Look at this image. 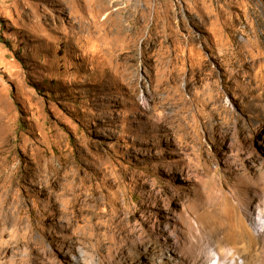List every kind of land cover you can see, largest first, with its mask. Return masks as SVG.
Instances as JSON below:
<instances>
[{
	"label": "rangeland",
	"instance_id": "1",
	"mask_svg": "<svg viewBox=\"0 0 264 264\" xmlns=\"http://www.w3.org/2000/svg\"><path fill=\"white\" fill-rule=\"evenodd\" d=\"M0 214V264H264V0H0Z\"/></svg>",
	"mask_w": 264,
	"mask_h": 264
},
{
	"label": "bare ground",
	"instance_id": "2",
	"mask_svg": "<svg viewBox=\"0 0 264 264\" xmlns=\"http://www.w3.org/2000/svg\"><path fill=\"white\" fill-rule=\"evenodd\" d=\"M248 153V151H247ZM261 208V207H260ZM23 203H20L18 201H16V207L15 210L16 211H23ZM263 211V209H261ZM16 211L13 212V214H16ZM0 227L2 228V224H4V220L6 221V223L8 224L10 221L11 222H15L16 225H18V220H15V218L11 216L6 217V216H2L0 214ZM12 225V223H11ZM98 226V225H97ZM4 227V226H3ZM15 227V226H14ZM17 227V226H16ZM231 229L234 231L233 235H231L229 237V241L232 242L231 244H234V250H231V260L232 262L235 261V259L237 257H239L240 259L243 258V261L245 262V264H253L255 261H257V258L255 255H253L252 253V247L253 244H255L257 238L254 236L250 230V228L248 227L247 222L243 219L242 216H239L237 221L233 224H231ZM4 229V228H3ZM89 230H94L92 229L90 226L88 227ZM262 229H264V225L262 226ZM24 230V229H23ZM3 231V230H2ZM19 231V230H18ZM17 231V232H18ZM21 231V230H20ZM1 232V230H0ZM19 234V233H18ZM24 234V233H23ZM31 233L25 230V234L23 235L22 241H24L23 243L28 245V241L31 240L30 237ZM228 239V238H227ZM18 242V241H16ZM226 242V241H225ZM229 242V243H230ZM35 244V243H34ZM36 246H38V251H41L42 254L45 255L46 258H49L51 256L50 252L45 250L44 246L42 243H36ZM222 246V245H221ZM223 247V246H222ZM15 248V247H14ZM8 250V248H7ZM230 252V251H229ZM226 251L224 249H221L220 252L216 253L218 255H220L221 257H219L217 255V258L214 262H212L211 264H224L221 261V258H223L225 255ZM0 254H2L0 252ZM210 255V254H209ZM208 256V255H207ZM51 258V257H50ZM131 259V257H129L127 260L129 261ZM31 261V260H30ZM247 261V262H246ZM24 262L23 259H21V261H19V264H22ZM8 263V262H7ZM30 264V263H29ZM50 264H57L55 261H50ZM233 264V263H232Z\"/></svg>",
	"mask_w": 264,
	"mask_h": 264
}]
</instances>
